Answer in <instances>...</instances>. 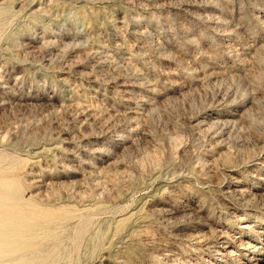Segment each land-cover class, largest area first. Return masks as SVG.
<instances>
[{
  "label": "rangeland",
  "instance_id": "1",
  "mask_svg": "<svg viewBox=\"0 0 264 264\" xmlns=\"http://www.w3.org/2000/svg\"><path fill=\"white\" fill-rule=\"evenodd\" d=\"M0 264H264V0H0Z\"/></svg>",
  "mask_w": 264,
  "mask_h": 264
}]
</instances>
